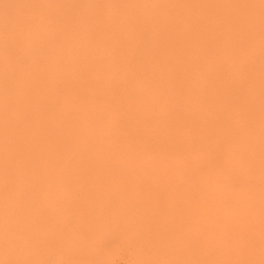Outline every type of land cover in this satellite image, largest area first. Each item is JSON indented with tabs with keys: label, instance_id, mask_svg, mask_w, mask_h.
<instances>
[{
	"label": "bare ground",
	"instance_id": "1",
	"mask_svg": "<svg viewBox=\"0 0 264 264\" xmlns=\"http://www.w3.org/2000/svg\"><path fill=\"white\" fill-rule=\"evenodd\" d=\"M5 91L15 262L264 264V0H0Z\"/></svg>",
	"mask_w": 264,
	"mask_h": 264
},
{
	"label": "rangeland",
	"instance_id": "2",
	"mask_svg": "<svg viewBox=\"0 0 264 264\" xmlns=\"http://www.w3.org/2000/svg\"><path fill=\"white\" fill-rule=\"evenodd\" d=\"M4 94H5V96H4V101H3V103L1 102L0 103V134L2 135L3 134V132H4V126H6L7 125V127H8V131H10V134H11V136H13L14 135V137L13 138H16L15 139V141L17 140H19V143L21 142V144L23 143V141H24V139H25V137L27 138V136H28V134H24V133H26L27 131H28V129H30V122H29V120H30V116H29V114H28V112L27 111H25L24 110V107L25 106H27L26 104H27V99L24 97V95H23V93L20 91H5L4 92ZM19 98V99H18ZM16 100V101H15ZM25 102V103H24ZM22 109L24 110V113H23V111H22ZM16 115H17V119L18 120H20V122H13L14 120V118L13 117H16ZM17 121V120H16ZM21 123H22V125H21ZM28 128V129H27ZM22 134V135H21ZM0 135V136H1ZM14 141V142H15ZM18 142H15V144H13V146L14 147H16L17 148V150L19 151H17V155L14 157V160H16L15 162H17V159H18V157L19 156H22L23 158H24V156H25V154H24V152H23V150L25 149L23 146L24 145H21V144H19ZM19 144V145H18ZM16 145V146H15ZM21 145V146H20ZM26 150V149H25ZM22 152H23V154L24 155H22ZM26 153V152H25ZM19 155V156H18ZM18 156V157H17ZM22 157H21V161L23 160L22 159ZM26 157V156H25ZM14 160H12V162H11V164H15L17 167H14L13 165H11V167L9 166V167H6L8 170H10V173L12 174V173H14V174H16V172L18 173L17 175H21V174H19V173H23V175H24V173H26V171L25 172H20L19 170H22L23 168L24 169H26L25 168V166L24 165H22V162H18V163H14L13 161ZM18 161H20V158L18 159ZM22 165V166H21ZM13 167V168H12ZM30 168V167H29ZM24 169H23V171H24ZM2 169H0V173L2 172L1 171ZM7 172V171H6ZM10 177H12L11 175H10ZM24 178V177H23ZM11 180V179H10ZM9 182V184H11V186H9L10 188H11V190L12 189H14L13 188V183H15V182H13V180H11V181H8ZM8 182H7V186H8ZM13 182V183H12ZM17 183V182H16ZM21 188H23L22 189V193L24 194V195H26V194H28L29 192H30V190H28V191H26L27 189H31V188H24V187H21ZM17 190V189H16ZM16 190H13L12 192H14V191H16ZM31 191H32V189H31ZM28 192V193H27ZM29 195H32V193H30ZM28 196V195H27ZM19 208H20V206H19ZM20 210H22V209H20ZM22 212V211H21ZM20 212V213H21ZM17 213V212H16ZM22 214H24V213H21L20 215H22ZM24 217H27L28 219L27 220H31V219H29L30 217H28V216H23V218H22V220H20V218L19 219H17V222H11V226H12V223H13V229H11L10 231L11 232H13V233H9L8 231H7V229L9 230V228H7V229H5L4 231L6 232H8L7 234H10L9 236H6L3 232H1L2 234L0 235V237H2L3 235H5V237H4V239H2V240H0V254H3V253H8L9 254V251L10 252H14V251H17V249L19 250V247H21L22 248V245H23V247L25 246V245H27V248H29V246H30V242L32 243L31 245H33V240L31 241V238H33V231H34V225H32L33 227H32V229L30 228V229H28L26 226V228H24V226L23 225H26V224H24L25 222H29V221H26V220H24ZM32 220H34V219H32ZM18 221H22L23 222V224H21L22 222H20V224L22 225V226H20L19 225V222ZM25 221V222H24ZM15 223H16V225H15ZM30 224H34V222L33 221H30ZM29 226H31V225H28V227ZM10 228H12V227H10ZM18 228V229H17ZM20 228V229H19ZM17 229V230H16ZM22 229L24 230V231H27V232H24V233H22L21 231H22ZM13 230H16L17 232H14ZM33 232V233H32ZM12 235V236H11ZM18 235H21V236H23V238H21L20 236H18ZM30 237H28V236ZM6 237H8V238H6ZM14 237H16V238H14ZM18 238H19V240H21L22 241V243H20V241L18 240ZM21 238V239H20ZM9 239H10V241H9ZM14 239H15V242H13L14 241ZM30 241H28V240ZM4 240V241H3ZM5 240H7V241H5ZM16 240H18L19 241V243H17L18 241H16ZM26 242H25V241ZM2 241V242H1ZM23 241H24V243H23ZM3 242H7L6 244H7V248H6V246H2V244L1 243H3ZM8 242H9V245H8ZM5 243H3L4 245H6ZM28 243V244H27ZM12 244V245H11ZM114 243H112V241H109V242H107L106 244H105V246L108 248V247H110V246H112ZM16 245H18L19 247H17L16 248ZM15 246V247H14ZM32 247V246H31ZM105 247V248H106ZM10 248V249H9ZM11 248H13V249H11ZM16 248V249H15ZM20 248V249H21ZM26 248V247H25ZM4 250V251H1V250ZM11 254V253H10ZM10 254L9 255H7V254H4V259H6V260H4L5 262H3V264H6V263H8V264H19V263H17V262H15L14 261V255L12 256L11 255V257H9L10 256ZM7 255V256H6ZM9 258V259H8ZM12 260H11V259ZM8 260V261H7ZM9 260H11V261H9ZM83 262H86V261H83ZM123 262V260H117V261H115V263L114 264H123L122 263ZM82 264H88L87 262L86 263H82Z\"/></svg>",
	"mask_w": 264,
	"mask_h": 264
}]
</instances>
